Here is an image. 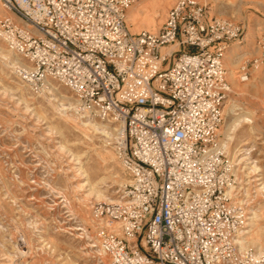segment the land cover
Returning a JSON list of instances; mask_svg holds the SVG:
<instances>
[{"label":"built area","instance_id":"obj_1","mask_svg":"<svg viewBox=\"0 0 264 264\" xmlns=\"http://www.w3.org/2000/svg\"><path fill=\"white\" fill-rule=\"evenodd\" d=\"M135 1L0 0V43L21 87L64 88L75 117L111 132L103 141L128 184L120 201L94 205L92 242L107 264H264L236 244L247 205L219 145L224 58L245 30L174 0L157 32L131 34ZM237 77L248 81L247 64Z\"/></svg>","mask_w":264,"mask_h":264},{"label":"rangeland","instance_id":"obj_2","mask_svg":"<svg viewBox=\"0 0 264 264\" xmlns=\"http://www.w3.org/2000/svg\"><path fill=\"white\" fill-rule=\"evenodd\" d=\"M196 1L206 6L211 16L231 20L245 30L242 44L230 46L224 58L232 91L225 102L224 115L228 125L227 115L234 106L235 114H246L250 120L238 128L235 138L246 133V142L253 146L250 157L260 173L247 174L245 166L237 165L233 154H227L242 183L240 195L247 205L245 225L252 214L256 215L250 226L240 230L247 232L243 235L245 250L254 256L262 255L264 0ZM147 2L136 0L128 10L125 22L131 34L157 32L170 8L158 23L150 24ZM4 14L0 9V16ZM0 52L6 55L0 56V264H107L92 242V209L99 203L120 201L122 189L128 184L111 149L101 139L100 135L106 138L107 133L99 130L94 134L80 128L72 112L73 100L64 88H56L50 96L28 93L12 75L14 61L1 43ZM230 53L240 59L230 63ZM243 64L250 70L246 83L237 77ZM233 84L241 85L243 93H236ZM61 97L67 99L64 108L71 111L51 113L49 104L60 103L57 101ZM66 115L74 118L69 120ZM222 134L219 145L225 151ZM78 168L87 172V180L79 176ZM89 188L105 199L96 200ZM251 242L255 245L251 246Z\"/></svg>","mask_w":264,"mask_h":264},{"label":"bare ground","instance_id":"obj_3","mask_svg":"<svg viewBox=\"0 0 264 264\" xmlns=\"http://www.w3.org/2000/svg\"><path fill=\"white\" fill-rule=\"evenodd\" d=\"M143 1H148L145 8L148 9V13H149V17H150V24L158 23L159 20H161L160 17L164 14V11L170 7V4L172 2V0H143ZM143 6L144 5H142L141 7H143ZM241 44H242V42L239 45H241ZM7 53H9V52L7 51ZM162 53L168 54L169 52H168V50L163 49ZM10 55L12 56V54H10ZM230 55L231 56H229V55L227 56L228 61H230V63H232L233 61H238L240 59V57L236 58V55H237L236 53H233V54L230 53ZM0 56H2L3 58H6V55H2L1 52H0ZM12 60L14 61V63L16 62V60L13 56H12ZM228 79H229V74H228ZM228 82H229V80H228ZM233 85H235V84H233ZM234 88H235L236 93H238V94L243 93V87L241 85L236 84L234 86ZM51 90H52L51 94H53L54 91H56V88H52ZM59 101H60V103H58V104H55V103L49 104V108L51 110V113L57 112L59 114H62V113H64V111H71L69 108L68 109L64 108L65 104L63 105V103L67 102V99H65V97L64 98L61 97L60 100H58L57 102H59ZM233 108H234V106H230L229 115H227L230 118L229 124L225 125V122H224L225 126L223 125L221 130H220V133L221 132L223 133L222 134L223 142L221 143V145L225 149L226 153L233 154V157L236 158V162L238 160L237 165L243 164V166H245L244 170L247 172V174H250V173L258 174V173H260V169L256 166V163L254 161H252V158L250 157V154H251L250 152L252 151L253 146H252V148L249 147L248 143L246 142V138H245L246 133H241L239 137L235 138L238 128L242 124L249 123L250 120L247 118L246 114H235ZM65 117L68 118L69 120L71 118H74L71 115H66ZM75 119L77 121H79L80 124L79 123L78 124H79L80 128L83 129L85 132L88 131V132L94 133V134L98 133L99 130L106 132L107 133L106 138H105V136L104 137L102 135H100V136H101L102 141L103 140L109 141L111 132H109L110 130L106 126H104L103 124L98 123V122H91V121H87V120H84V121L79 120L77 117H75ZM95 123L98 125H101L103 127V130H102V127L100 128V126H97ZM223 127H224V129H223ZM103 143H104V141H103ZM237 152H239L240 154L238 153L239 155H237ZM239 156L242 158L238 159ZM77 171H79L80 177H82L83 179H86V180L88 179V175H87V172L85 170H83L82 168H78ZM84 185L85 184H82V186H84ZM86 185H89L88 182L86 183ZM89 191H90V194L93 193V197H95L96 200H104L105 199V197H103L100 193L92 191V188H89ZM111 203H113V202H111ZM255 218H256V215L254 216V214H252V216L248 218V223L246 225L244 224L243 227L241 229H239L236 233V244L240 246L241 250L246 249V246H245L246 242H245V239L243 238V235H245L247 232L244 233L240 230L245 229L248 226H250ZM246 220H247V218H246ZM240 239H241V242H239ZM249 244L251 246L255 245L254 242H251ZM258 256H260V255L258 254L255 257H258Z\"/></svg>","mask_w":264,"mask_h":264}]
</instances>
